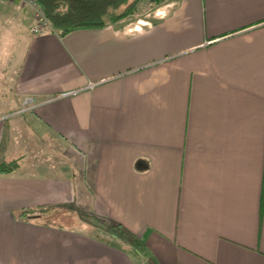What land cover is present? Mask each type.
<instances>
[{
	"label": "crops",
	"instance_id": "0c3cea01",
	"mask_svg": "<svg viewBox=\"0 0 264 264\" xmlns=\"http://www.w3.org/2000/svg\"><path fill=\"white\" fill-rule=\"evenodd\" d=\"M14 1L0 264H264V0H142L63 36Z\"/></svg>",
	"mask_w": 264,
	"mask_h": 264
},
{
	"label": "trees",
	"instance_id": "16d2710c",
	"mask_svg": "<svg viewBox=\"0 0 264 264\" xmlns=\"http://www.w3.org/2000/svg\"><path fill=\"white\" fill-rule=\"evenodd\" d=\"M42 8L51 30L63 36L71 31L83 28H101L136 12L137 4L142 0H35ZM151 4H160L164 0H148ZM15 162L0 164V173L11 171ZM24 210L22 218L41 217L38 211ZM110 237L127 238L129 234L119 224L112 223L104 230ZM129 238V237H128Z\"/></svg>",
	"mask_w": 264,
	"mask_h": 264
},
{
	"label": "built area",
	"instance_id": "2783aa9c",
	"mask_svg": "<svg viewBox=\"0 0 264 264\" xmlns=\"http://www.w3.org/2000/svg\"><path fill=\"white\" fill-rule=\"evenodd\" d=\"M19 1L21 3L24 2L34 10V15L36 17L37 23L31 25L30 27V32L32 34H38L45 30H51V27L44 16L42 8L35 0H19ZM89 85L91 86L93 84L90 83ZM25 102H31V100L28 98L25 100Z\"/></svg>",
	"mask_w": 264,
	"mask_h": 264
},
{
	"label": "rangeland",
	"instance_id": "374dc122",
	"mask_svg": "<svg viewBox=\"0 0 264 264\" xmlns=\"http://www.w3.org/2000/svg\"><path fill=\"white\" fill-rule=\"evenodd\" d=\"M8 1H14V0H8ZM15 1H18V3L20 2L19 0H15ZM14 1V2H15ZM13 2V4H15ZM21 3V2H20ZM22 4V7H26L28 10H29V14H30V16L32 17V19H33V22H32V25L33 24H35V23H37V20H36V17H35V15H34V10L31 8V7H29L27 4H25L24 2H22L21 3ZM64 221V220H63ZM88 221H89V223H90V225H94V227L95 228H92L91 226H89V227H91L90 229H88V230H90L91 232H93V233H98V234H100V235H102V236H104V237H110V236H108V234L104 231L105 230V227H107L106 225H103V224H101V223H99L98 221H96V220H93L92 218H89L88 219ZM58 222H61V223H63L62 222V220L60 219V220H58ZM85 226H87L86 224H84ZM99 226V229L98 230H96V228ZM101 228V229H100ZM109 239H111V238H109Z\"/></svg>",
	"mask_w": 264,
	"mask_h": 264
}]
</instances>
